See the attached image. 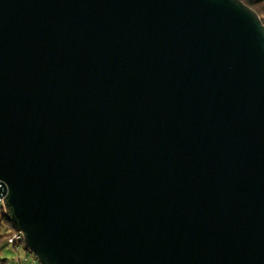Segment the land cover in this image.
I'll return each instance as SVG.
<instances>
[{"label":"water","instance_id":"obj_1","mask_svg":"<svg viewBox=\"0 0 264 264\" xmlns=\"http://www.w3.org/2000/svg\"><path fill=\"white\" fill-rule=\"evenodd\" d=\"M39 264H264V23L241 0H0V197Z\"/></svg>","mask_w":264,"mask_h":264},{"label":"trees","instance_id":"obj_2","mask_svg":"<svg viewBox=\"0 0 264 264\" xmlns=\"http://www.w3.org/2000/svg\"><path fill=\"white\" fill-rule=\"evenodd\" d=\"M241 1L247 4L248 6H250L253 10H255L259 15L260 19L262 20V22L264 23V0H241ZM13 232L14 229L12 227V224L6 219L3 208L2 206H0V251L1 248L5 246L6 240L11 236ZM22 249H24L26 253H28L24 244ZM2 261H4V258L0 257V263Z\"/></svg>","mask_w":264,"mask_h":264},{"label":"built area","instance_id":"obj_3","mask_svg":"<svg viewBox=\"0 0 264 264\" xmlns=\"http://www.w3.org/2000/svg\"><path fill=\"white\" fill-rule=\"evenodd\" d=\"M2 196L0 197V206H2ZM5 246L9 249H11L13 252H16L17 256H19L20 249L23 248V241H22V235L18 231H14L11 236L6 240ZM29 259H34V257L30 253H26L22 260L25 262ZM18 260H21V258H18Z\"/></svg>","mask_w":264,"mask_h":264},{"label":"rangeland","instance_id":"obj_4","mask_svg":"<svg viewBox=\"0 0 264 264\" xmlns=\"http://www.w3.org/2000/svg\"><path fill=\"white\" fill-rule=\"evenodd\" d=\"M1 255L7 258L8 261L12 264H15V263L20 264V261L18 260V258L20 256H21V259L23 258V249H20L19 256H17L16 252H13L10 249H8L6 246H3L0 251V256ZM12 259L15 261V263L12 261ZM34 260H35L34 263L36 262L37 264H39V262L36 259Z\"/></svg>","mask_w":264,"mask_h":264},{"label":"crops","instance_id":"obj_5","mask_svg":"<svg viewBox=\"0 0 264 264\" xmlns=\"http://www.w3.org/2000/svg\"><path fill=\"white\" fill-rule=\"evenodd\" d=\"M26 254V251L23 249V256ZM1 258H4V261H2L0 264H12V263H10L9 261H8V259L7 258H5V257H3L2 255L0 256ZM19 258H21V256L19 257ZM12 261L15 263V261L12 259ZM20 261V264H37L36 262L34 263V259H29L28 261H24V260H19ZM15 264H17V263H15Z\"/></svg>","mask_w":264,"mask_h":264}]
</instances>
